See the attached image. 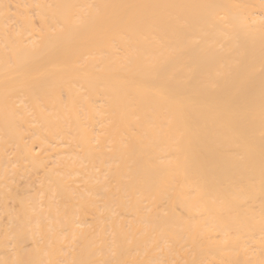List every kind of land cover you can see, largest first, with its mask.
<instances>
[{
	"label": "bare ground",
	"instance_id": "bare-ground-1",
	"mask_svg": "<svg viewBox=\"0 0 264 264\" xmlns=\"http://www.w3.org/2000/svg\"><path fill=\"white\" fill-rule=\"evenodd\" d=\"M0 264H264V0H0Z\"/></svg>",
	"mask_w": 264,
	"mask_h": 264
}]
</instances>
